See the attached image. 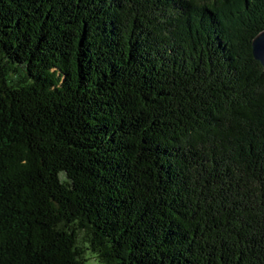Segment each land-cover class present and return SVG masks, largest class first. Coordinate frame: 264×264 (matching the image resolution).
<instances>
[{"label":"trees","instance_id":"16d2710c","mask_svg":"<svg viewBox=\"0 0 264 264\" xmlns=\"http://www.w3.org/2000/svg\"><path fill=\"white\" fill-rule=\"evenodd\" d=\"M264 0H0V264H264Z\"/></svg>","mask_w":264,"mask_h":264},{"label":"water","instance_id":"95a60500","mask_svg":"<svg viewBox=\"0 0 264 264\" xmlns=\"http://www.w3.org/2000/svg\"><path fill=\"white\" fill-rule=\"evenodd\" d=\"M252 53L255 60L260 62L264 69V31L254 39Z\"/></svg>","mask_w":264,"mask_h":264}]
</instances>
